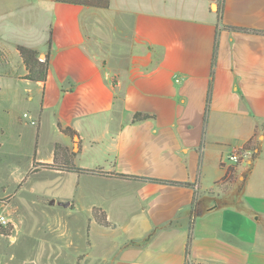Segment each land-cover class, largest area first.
Here are the masks:
<instances>
[{
    "label": "crops",
    "instance_id": "crops-1",
    "mask_svg": "<svg viewBox=\"0 0 264 264\" xmlns=\"http://www.w3.org/2000/svg\"><path fill=\"white\" fill-rule=\"evenodd\" d=\"M59 146L102 172L39 169ZM22 163L67 177L107 264H264V0H0V167Z\"/></svg>",
    "mask_w": 264,
    "mask_h": 264
},
{
    "label": "rangeland",
    "instance_id": "rangeland-1",
    "mask_svg": "<svg viewBox=\"0 0 264 264\" xmlns=\"http://www.w3.org/2000/svg\"><path fill=\"white\" fill-rule=\"evenodd\" d=\"M23 110L15 108L13 112L21 123L27 120L22 116ZM24 128L23 139L29 136L31 125ZM6 145L12 146L11 142ZM70 152V148L59 146L55 164H68ZM13 160L7 152L1 162ZM25 167L22 163L16 173L11 172L14 169L0 167V206L9 219L6 225H0V264H107L104 260L107 256L98 249H87L84 214L65 207L63 201L71 184L67 177L63 174L45 177V173L33 171L25 174ZM42 168L52 167L41 165L39 169ZM93 215L97 220L103 219L97 210Z\"/></svg>",
    "mask_w": 264,
    "mask_h": 264
},
{
    "label": "trees",
    "instance_id": "trees-1",
    "mask_svg": "<svg viewBox=\"0 0 264 264\" xmlns=\"http://www.w3.org/2000/svg\"><path fill=\"white\" fill-rule=\"evenodd\" d=\"M56 1L68 3V4H74V5L97 7V8H107L109 4V0H56ZM17 51L27 69V73L25 74L24 77L34 82L44 81L48 73V60H49L48 53L45 54L43 60H40L39 52L33 48L18 45ZM148 117L150 116L146 113L137 112L133 115V120L137 121ZM63 131L69 135H72L74 133L70 128H64ZM74 156L75 153L70 152L68 156V164L66 165L55 164V160L52 164H42V165L52 167L53 169L68 170L76 173L102 172L100 170H90V169L76 167L73 161Z\"/></svg>",
    "mask_w": 264,
    "mask_h": 264
},
{
    "label": "built area",
    "instance_id": "built-area-1",
    "mask_svg": "<svg viewBox=\"0 0 264 264\" xmlns=\"http://www.w3.org/2000/svg\"><path fill=\"white\" fill-rule=\"evenodd\" d=\"M39 59L43 60L44 58L43 56H40ZM23 116L29 117L28 113H24ZM30 123L35 124V121L31 120ZM251 154L252 152L250 150H247L244 148H234L229 152L227 159L228 161L235 163L243 158H247L248 156H251ZM8 222H9V219L7 217V214L4 211V209L0 206V225H6Z\"/></svg>",
    "mask_w": 264,
    "mask_h": 264
},
{
    "label": "water",
    "instance_id": "water-1",
    "mask_svg": "<svg viewBox=\"0 0 264 264\" xmlns=\"http://www.w3.org/2000/svg\"><path fill=\"white\" fill-rule=\"evenodd\" d=\"M51 203H53V201H51Z\"/></svg>",
    "mask_w": 264,
    "mask_h": 264
}]
</instances>
